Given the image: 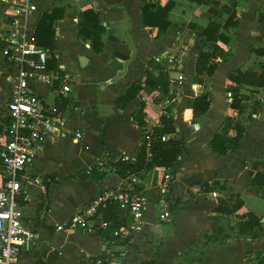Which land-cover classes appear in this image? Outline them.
<instances>
[{"label": "crops", "instance_id": "obj_1", "mask_svg": "<svg viewBox=\"0 0 264 264\" xmlns=\"http://www.w3.org/2000/svg\"><path fill=\"white\" fill-rule=\"evenodd\" d=\"M157 1L162 6L174 4L169 13L170 26L158 36L157 27L143 23L142 6ZM229 4L232 0H216ZM236 2L238 25L230 27L231 41L218 44L228 58L218 60V67L206 84L194 81L196 62L203 49L201 40L210 21L223 24L227 17L210 4L189 0H39V10L33 17L39 23L43 13L53 7L65 8V15L55 23L53 48L55 67H64L72 76V91L68 115L71 125L83 132L75 140L70 136L48 141L38 156L30 162L27 174L45 178L51 176L48 190L31 186L24 191L22 201L24 225L33 234L29 246L21 252L18 264H33L46 260L48 264H86L90 258L115 254L121 264H261L257 253L264 250V231L260 238L251 239L237 232L238 214L252 211L245 197L257 195L253 179L264 171V88L245 85L242 92L248 107L244 117L256 105V113L248 122V130L238 148L227 154L214 152L211 142L222 131L226 117L236 116L229 98L228 73L234 69H261L263 58L254 51L264 47V0H233ZM94 9L101 16L98 31L104 43L99 53L91 42L78 36V14ZM213 43L206 41L208 48ZM56 45V47H55ZM177 57V68L167 71L170 76L183 74L181 84L170 82V93L144 85V89L125 107L117 99L130 86L145 80V68L155 58L165 65V55ZM89 58L85 67L80 58ZM0 64L2 57L0 56ZM49 68H51L49 66ZM210 92L209 111L193 118V99L204 91ZM34 91L49 101L56 94L44 84ZM0 88V126L5 120L8 100ZM170 98V99H169ZM169 100V102H167ZM144 105L145 123L139 126L134 113ZM77 107V109L75 108ZM164 114H171L176 132L168 139H182L186 152L175 161L172 180H161L169 171L153 169L144 179L146 211L142 226L132 231L127 242L109 241L99 228L93 231L56 230V224L67 220L95 195L106 190H119L123 180L115 171L102 179L90 173V167L120 156L135 159L142 142L143 130L158 126ZM230 131V135H234ZM103 167L99 170H104ZM225 182L222 192L205 193L201 186L213 180ZM239 195L244 207L225 214L215 208L227 199ZM127 210H120L124 218ZM217 228L223 229L218 233Z\"/></svg>", "mask_w": 264, "mask_h": 264}, {"label": "built area", "instance_id": "obj_2", "mask_svg": "<svg viewBox=\"0 0 264 264\" xmlns=\"http://www.w3.org/2000/svg\"><path fill=\"white\" fill-rule=\"evenodd\" d=\"M39 0H0V88L5 89L8 100L5 120L0 126V264H18L21 252L29 246L33 234L24 225L22 201L24 191L31 186L44 188V178L30 176L27 167L46 142L70 136L75 140L83 137L69 119L72 76L64 67L49 68L54 57L50 48L37 43V22L34 15L39 10ZM166 70L177 68V57L168 53ZM183 74L170 76L172 84H181ZM44 84L53 91L57 100L49 101L34 91V86ZM232 100L231 93L229 94ZM169 102V100H167ZM77 109V107H75ZM170 182L172 175L164 173ZM140 178L132 176L123 189L106 190L95 195L87 204L67 220L56 224L57 231L104 230L108 223L103 218L104 208L110 199L117 200L120 208L131 217L130 227L123 226L116 236L127 238L143 224L146 211L144 191H134L133 184ZM33 264H48L37 260ZM86 264H121L115 254L90 258Z\"/></svg>", "mask_w": 264, "mask_h": 264}, {"label": "trees", "instance_id": "obj_3", "mask_svg": "<svg viewBox=\"0 0 264 264\" xmlns=\"http://www.w3.org/2000/svg\"><path fill=\"white\" fill-rule=\"evenodd\" d=\"M196 4H210L220 9L221 14H226L225 22L210 21L204 30V38L202 42V51L196 62V75L194 81L200 85L206 84V78L212 76L217 67L218 60L221 58L227 59V52L218 44L219 41L229 43L231 41L228 29L236 27L238 21L236 20V2L231 1L229 4H223L216 0H189ZM174 4L168 2L162 6L157 1H149L142 6L143 23L146 27H157L158 36L165 34L170 26L169 13ZM65 15V8L55 6L50 12L43 13L36 29L37 43L44 48H53L56 29L55 23L62 19ZM79 22L77 24L78 36L85 41H90L92 49L99 53L104 47L101 36L98 31L103 27L100 25L101 16L94 9H87L79 12ZM259 21L264 25V14H260ZM206 41L212 44L210 48L207 47ZM1 46V42H0ZM254 51L258 56L263 58L261 69H234L228 73L227 91L232 95L231 107L237 112L236 116H227L225 119L222 131L216 134L211 142V147L214 152L219 154H227L230 151L238 148L248 130V122L252 120V114L256 113V105L249 111L247 119L244 114L247 112V106L244 100L247 99L242 92L245 85L252 86L256 89L264 88V47L255 48ZM49 66L55 67V60ZM145 80L138 81L130 86L126 94L121 95L117 99L119 107H125L132 99L136 97L144 89V85L152 89H159L163 94L170 93V77L163 63L158 62L155 58L149 60L147 67L144 70ZM144 83V85H143ZM170 99V98H169ZM210 92L204 91L202 94L196 96L192 101L193 118L197 119L205 115L210 108ZM134 120L136 123L144 127L145 113L144 105L140 106L134 113ZM230 131H234V135H230ZM176 132V123L171 114H164L161 117L160 124L153 127L151 130L144 129L142 142L135 159H128L126 156H120L116 160L104 161V157L98 159L90 167V173L97 179H102L108 171H115L123 180V185L120 188L123 190L132 176L140 178L138 184H133L134 191L139 193L145 190L144 179L148 172L153 169L169 170L171 174L176 171L175 161L179 156L186 152V143L182 139H168L166 135ZM104 170H99L103 167ZM164 179V174L161 180ZM51 176H47L44 181V192L48 190ZM253 185L257 188L260 195L264 198V171H260L253 179ZM226 189L225 182L220 180H213L211 183L206 182L201 186V190L205 193L222 192ZM244 207V201L239 196H233L225 202L218 205L215 210L220 213L232 214L239 212ZM120 204L117 200L110 199L104 208L103 218L108 223V227L102 230V235L109 241L117 243L127 242L126 238H121L115 235L121 227H130L132 217L121 218ZM237 232L246 237L255 240L261 237L264 228L262 227L261 217L252 211H247L238 214ZM223 231L221 228L215 230L216 233ZM259 263L264 264V250L257 253ZM146 264H154V262H146Z\"/></svg>", "mask_w": 264, "mask_h": 264}, {"label": "rangeland", "instance_id": "obj_4", "mask_svg": "<svg viewBox=\"0 0 264 264\" xmlns=\"http://www.w3.org/2000/svg\"><path fill=\"white\" fill-rule=\"evenodd\" d=\"M164 61H165V65H167V61L166 60ZM245 200L247 205L251 207V209H253L256 213L260 214L264 212V200L258 197L257 195L246 196ZM125 212H126L125 217H128L130 213L128 211Z\"/></svg>", "mask_w": 264, "mask_h": 264}, {"label": "water", "instance_id": "obj_5", "mask_svg": "<svg viewBox=\"0 0 264 264\" xmlns=\"http://www.w3.org/2000/svg\"><path fill=\"white\" fill-rule=\"evenodd\" d=\"M88 61H89V58H87V57H85V56H82V57L80 58V65H81L82 67H85L86 64L88 63ZM263 220H264V218H263Z\"/></svg>", "mask_w": 264, "mask_h": 264}]
</instances>
